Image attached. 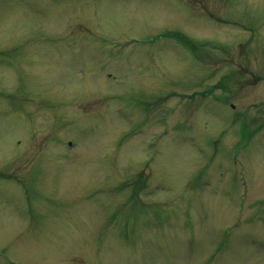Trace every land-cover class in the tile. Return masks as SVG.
I'll use <instances>...</instances> for the list:
<instances>
[{"label": "rangeland", "instance_id": "374dc122", "mask_svg": "<svg viewBox=\"0 0 264 264\" xmlns=\"http://www.w3.org/2000/svg\"><path fill=\"white\" fill-rule=\"evenodd\" d=\"M0 264H264V0H0Z\"/></svg>", "mask_w": 264, "mask_h": 264}]
</instances>
